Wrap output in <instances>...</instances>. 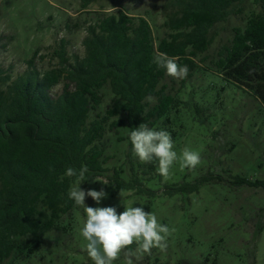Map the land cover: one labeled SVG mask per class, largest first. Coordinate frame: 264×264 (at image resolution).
Returning <instances> with one entry per match:
<instances>
[{
	"label": "trees",
	"instance_id": "16d2710c",
	"mask_svg": "<svg viewBox=\"0 0 264 264\" xmlns=\"http://www.w3.org/2000/svg\"><path fill=\"white\" fill-rule=\"evenodd\" d=\"M244 2L165 0L163 37L155 35L146 17L122 7L96 11L66 25L86 32L83 56L70 57L63 39L49 68L39 67V49L25 60L21 75L13 77L0 65V261L33 253L48 232L64 228L60 221L77 208L68 198L77 183L65 175L68 167L87 166L90 177L81 185L106 176L118 190L156 196L146 184L155 178L158 162L144 163L134 155L130 132L146 123L177 137L180 132L172 126L193 96L167 90L162 81L168 75L154 59L167 54L193 76L201 70L196 59L214 42V28L242 13ZM254 3L258 8L249 11L244 26L234 28L209 70L264 106V0ZM59 84L63 90L54 95ZM149 95L152 102L145 99ZM109 133L128 147L125 162L105 175L112 158L103 147ZM232 183L264 188V179L237 176ZM199 184L165 186L163 192L191 193Z\"/></svg>",
	"mask_w": 264,
	"mask_h": 264
},
{
	"label": "rangeland",
	"instance_id": "374dc122",
	"mask_svg": "<svg viewBox=\"0 0 264 264\" xmlns=\"http://www.w3.org/2000/svg\"><path fill=\"white\" fill-rule=\"evenodd\" d=\"M164 2L0 0V65L11 70L13 77L21 75L26 70L25 60L39 49V67L49 68L57 62L52 55L63 39L70 57L83 56L86 32L68 30L66 25L100 10L116 11L122 7L131 15H142L150 21L155 35L163 37L167 31L161 11ZM242 8V13L231 15L227 22L214 28V42L207 53L196 59L200 71L185 79L167 76L162 81L171 92L184 90L186 99L193 96V103L181 111L179 122L172 126L180 132L172 138L173 150L178 156L185 147L197 151L201 163L195 169H181L177 161L168 178L156 171L155 178L146 184L156 191L153 197L118 190L106 176L80 185L85 191L107 193L99 204L86 196V206H113L118 214L125 206L143 207L154 213L160 224L174 229L166 251L153 248L150 255L139 259L133 256V264H264V188L232 183L237 176L264 179V106L254 95L209 70L221 48L232 39L234 28L244 26L249 11L258 6L254 0H245ZM62 90L63 84H59L53 94ZM108 96L105 103L109 102ZM103 147L106 155L112 157L106 165L110 169L107 175L125 162L128 145L109 133ZM184 183L200 184L191 193L163 192L165 186ZM85 219L84 209L77 206L60 221L64 228L48 232L33 253L12 254L0 264H93L81 235ZM136 247L131 246V250ZM125 252L114 264H126Z\"/></svg>",
	"mask_w": 264,
	"mask_h": 264
},
{
	"label": "clouds",
	"instance_id": "9594fccd",
	"mask_svg": "<svg viewBox=\"0 0 264 264\" xmlns=\"http://www.w3.org/2000/svg\"><path fill=\"white\" fill-rule=\"evenodd\" d=\"M154 63L163 68L166 75L185 79L188 76L187 65L180 66L176 59L161 53L155 57ZM153 101L151 95L145 98ZM130 141L133 153L141 162H158V174L168 178L175 162L179 161L181 169H195L201 163L199 152L185 147L178 156L174 151V142L171 134L166 130H155L146 123L130 132ZM89 169L81 166L79 170L68 167L65 175L75 177L77 183L69 189L68 198L80 206L86 213V219L81 228V235L86 243V251L93 264H114L120 259L125 250L126 264H133V256L138 259L144 254H151L153 248L166 251L168 237L174 229L158 222L157 216L147 212L143 207L125 206V210L117 213L116 207H90L86 206L85 199L91 197L97 204L107 198L104 190H82L80 185L90 176H86ZM98 181L93 177V182ZM108 184L107 182H101ZM135 244V250L131 246Z\"/></svg>",
	"mask_w": 264,
	"mask_h": 264
}]
</instances>
